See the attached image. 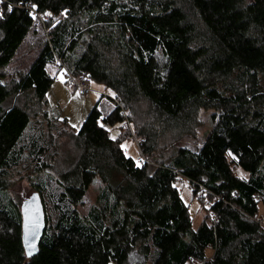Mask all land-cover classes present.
<instances>
[{
  "label": "trees",
  "instance_id": "trees-1",
  "mask_svg": "<svg viewBox=\"0 0 264 264\" xmlns=\"http://www.w3.org/2000/svg\"><path fill=\"white\" fill-rule=\"evenodd\" d=\"M45 14L39 53L0 83V264H264V0H0V75ZM52 65L112 91L75 129L49 111ZM200 109L213 110L201 146L178 145ZM62 137L73 154L53 175ZM131 137L139 161L121 148ZM22 171L43 215L31 257L10 192ZM179 179L209 201L195 227Z\"/></svg>",
  "mask_w": 264,
  "mask_h": 264
},
{
  "label": "rangeland",
  "instance_id": "rangeland-1",
  "mask_svg": "<svg viewBox=\"0 0 264 264\" xmlns=\"http://www.w3.org/2000/svg\"><path fill=\"white\" fill-rule=\"evenodd\" d=\"M46 30L43 26L42 19L37 15L33 17V23L22 39L20 45L16 49L14 55L10 59L7 66L4 68V72L0 75V83L5 84L12 78H17L20 73H24L34 58L39 53L43 40L46 39ZM55 65L48 67V71L50 75L53 77L50 88L46 93V97L49 100V111L51 114H55L59 117H65L67 122L64 125L65 129H75L78 127L81 120L84 118L86 113L90 110L92 105L98 99L101 94L110 95L112 91L109 88L103 86V84L98 83L94 80L91 81V90L85 96H80L77 94L74 87L69 83V79H65L64 74L61 71L56 72ZM213 110L211 109H200L199 111V119L201 121L200 126L197 129L195 136H182L177 140V144L180 146L188 147L192 150H197L207 132L213 125V120L211 119V114ZM63 125V124H62ZM58 126H61V122H58ZM122 127V124H121ZM62 128V127H61ZM110 135L115 136L118 133V125H114L109 127ZM65 137H62L60 143L58 144V150H61L64 155L59 157V163L53 164L50 169L51 174H55V168L60 166V161H63L66 153L68 155L73 154V150L70 149L69 143L65 140ZM65 140V141H64ZM140 138L131 137L126 138L120 142V145H124L125 147H121L126 155L131 156L136 161H139L142 157L140 156L138 150V142ZM25 175L22 177L21 175ZM20 176H16L14 181L11 183L14 186L11 187V194L17 198L25 199L29 193L31 192L29 180H27V173L22 171ZM178 184L180 189V195L188 206L189 214L192 218L193 226L195 227L199 221L203 218L205 210L204 206L208 207L209 201L206 200L202 206L199 204L198 199L193 197L192 190L185 180ZM101 186V182L99 179H95L89 185L86 190L82 202L78 204L77 208L82 214H86L89 207L94 203L96 194ZM258 197V196H257ZM204 208V209H203ZM258 219L262 220L264 223V209L262 203L259 204V215ZM212 248L208 247L206 250V255L211 256ZM129 260L132 263H140L142 261V257L136 251H131L129 254ZM195 261H192L190 264H194Z\"/></svg>",
  "mask_w": 264,
  "mask_h": 264
},
{
  "label": "water",
  "instance_id": "water-1",
  "mask_svg": "<svg viewBox=\"0 0 264 264\" xmlns=\"http://www.w3.org/2000/svg\"><path fill=\"white\" fill-rule=\"evenodd\" d=\"M21 212L23 248L25 255L31 257L37 253L43 227L42 208L36 193L23 200Z\"/></svg>",
  "mask_w": 264,
  "mask_h": 264
},
{
  "label": "built area",
  "instance_id": "built-area-1",
  "mask_svg": "<svg viewBox=\"0 0 264 264\" xmlns=\"http://www.w3.org/2000/svg\"><path fill=\"white\" fill-rule=\"evenodd\" d=\"M39 18L46 19L48 18V15L40 16L37 15ZM68 76L70 86L72 85L74 89L76 90L77 94L80 96L87 95L91 90V80L87 75H79V76H71L68 73L64 74ZM125 125V123H122V127ZM180 181V179H179Z\"/></svg>",
  "mask_w": 264,
  "mask_h": 264
},
{
  "label": "snow or ice",
  "instance_id": "snow-or-ice-1",
  "mask_svg": "<svg viewBox=\"0 0 264 264\" xmlns=\"http://www.w3.org/2000/svg\"><path fill=\"white\" fill-rule=\"evenodd\" d=\"M11 7H12V6H11V5H9V11L11 10ZM32 7H33V8H35V7H37V5L33 4V5H32ZM48 14H49V15H51V13H48ZM98 123H99V121H98ZM101 127H103V125H102V124H101ZM113 138H114V137H113ZM121 147H125V146H124V145H122ZM229 155H232L230 151H229ZM29 254H31V253H29Z\"/></svg>",
  "mask_w": 264,
  "mask_h": 264
}]
</instances>
